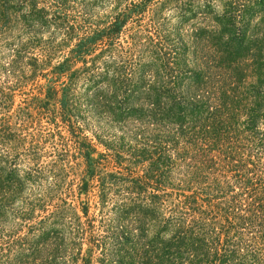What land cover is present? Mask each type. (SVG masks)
I'll use <instances>...</instances> for the list:
<instances>
[{"label":"trees","instance_id":"16d2710c","mask_svg":"<svg viewBox=\"0 0 264 264\" xmlns=\"http://www.w3.org/2000/svg\"><path fill=\"white\" fill-rule=\"evenodd\" d=\"M233 6L218 19L224 24L218 35L208 41L205 32L194 35L195 64L191 62L198 69L193 73L182 70L186 66H180V54L157 35L147 37L143 51H136L137 43L133 50L129 47L125 82L111 85L101 78L92 85L96 91L92 97H101L103 87L111 97H144L143 114L135 119L139 128L128 130L135 145L122 155L115 152L114 163L122 171L110 174L100 167L106 155L93 159L96 151L85 134L86 119L70 98L76 97L77 71L72 68L98 42L107 43L143 6L133 3L109 27L88 29L79 38L73 26L60 23L68 40L79 39L53 68L67 81L58 91L46 84L44 100L33 97L19 108L18 127L9 117L0 118V225L19 203L14 231L27 229L0 244V264H94L96 250L97 264H264V14L248 40L245 28L225 27H234L240 15L244 22L264 12V0H239ZM226 38L233 39L223 43ZM53 54L29 57L35 75L51 64ZM144 55L151 60L143 65V78L134 86L128 75ZM185 78L192 80L178 97L177 87ZM55 97H59L57 116L47 109ZM45 114L55 125L49 136L58 137L64 146L61 168L69 167L68 159L77 161L76 196L71 186L67 190L77 204L74 199L62 200L52 213L29 225L35 210H45L48 195H34L29 202L21 197L27 179L17 178L19 155H12L11 147L23 141V127ZM115 118L123 116H112L110 122ZM27 173L32 179L43 171L37 166ZM90 208L98 213L90 215ZM49 224L64 227L63 234L57 229L43 231ZM84 242L88 248L82 256Z\"/></svg>","mask_w":264,"mask_h":264},{"label":"rangeland","instance_id":"374dc122","mask_svg":"<svg viewBox=\"0 0 264 264\" xmlns=\"http://www.w3.org/2000/svg\"><path fill=\"white\" fill-rule=\"evenodd\" d=\"M133 3L141 4L143 11L135 12V15L128 18L122 29L107 43H104L105 40L98 42L84 60L78 59L77 63L73 64L72 70L77 71L74 78L76 97H70L75 99L78 111L86 119L85 125L88 126L85 134L95 146L96 151L92 155L93 159L106 155L104 159L101 158L102 165L100 166L101 168L103 166L105 173L122 171L116 167L113 155L117 150L122 155L129 146L135 145L133 135H130L128 130L133 127L137 132L139 128V123H136L135 119H139V116L143 114L144 97H139L138 94L130 97H111L104 87L99 89L101 97H92V94L96 92L92 85L94 84L95 87L96 82L101 81V78L106 80L103 82L105 84L112 85L122 80L125 82L124 73L127 71L128 51L131 49L129 47L133 50L134 43H137L139 47L136 51L141 49L143 51L148 44L147 37L152 36L157 39V35L167 40L170 47H175V53L180 54V66H186L182 70H192L193 73L198 69V67L195 69L192 54L196 47L193 40L194 35L198 30V32H205L203 37L207 41L214 35H218L224 25L222 22L219 23L218 19L221 20L228 15L227 11L234 7V3L238 4L239 0H0V118L9 117L12 125L18 127L16 115L19 114V108H24L33 97L44 100L43 93L46 84L55 87L58 91L67 81L66 78L57 77L53 68L67 54V51L79 42V39L68 40L65 34L66 28L60 24L61 22L65 21L68 26H73L78 38L83 37L88 29L109 27L119 14ZM27 4H29L28 8L25 7ZM42 10L45 11L42 12ZM262 14L264 12L254 15L249 21L243 20L244 22H241L240 15L238 19L236 18L234 27L229 25L225 27L232 30L245 28V37L248 40L261 20ZM57 17H61V20H56ZM214 38L213 43H216V37ZM227 39L233 38L223 39V43H226ZM238 42L236 40L235 43ZM203 47L205 50L209 48L205 44ZM49 52L55 53L51 57V64L42 67L41 73L35 75V70L32 69L33 63L29 57H44ZM150 60L148 55H144L141 66L131 68L133 71L128 77L132 85L136 86L140 83L143 78V65L149 63ZM28 64L31 65L30 69ZM87 68L92 70L86 71ZM146 80L150 79L146 78ZM191 80L185 78L177 87L180 92L178 97L183 96V91ZM21 86L23 87L20 88ZM57 99L59 97L47 103L49 114L56 116L59 112ZM30 112L34 117L37 116L33 108ZM128 112L131 114L130 117L124 119ZM132 112H134L133 115ZM49 114L48 116L45 114L34 124L23 127L24 131L20 132L23 141L11 147V154L19 155L14 168L17 178L27 179L22 188L21 197L27 199L28 202L33 199L34 195H44V197L48 195L49 199L44 203L46 204L45 210H35L34 218L29 225L48 216L53 212V206L61 205L63 201L71 203L74 199L72 203L77 204L75 198L71 199L68 195L67 190L71 186L76 196L80 170H77L76 174L77 161L73 158L68 159L69 167L66 166L67 160H64L66 167L61 168L64 146L58 144V137L49 136L51 129L55 131V125L49 123L47 118ZM115 115L123 116V119L115 118L113 122H110V117ZM34 149L38 153L37 156L34 155ZM53 161L57 162L56 166L49 164ZM37 166L43 174H37V177L29 179L27 171ZM123 167H125L124 164ZM95 193L96 190L92 189L90 194ZM92 203L91 201V206ZM19 205V203L13 205L12 214L7 215L5 222L0 225V244L8 242L10 240L8 238L15 236V232H18V230L14 231L17 227V219L14 216L20 211ZM111 207L112 204H109V209ZM94 213L97 214L98 210L90 208L89 214ZM79 215L82 216V213L79 212ZM53 229H57L61 234L65 230L62 226L53 228L49 224L44 227L43 231L47 233ZM25 231L27 229H21L18 233ZM8 235L10 236L7 237ZM87 248L88 245L84 242L82 256L86 255ZM98 252L99 250H96L93 254L94 264H97L95 256Z\"/></svg>","mask_w":264,"mask_h":264}]
</instances>
